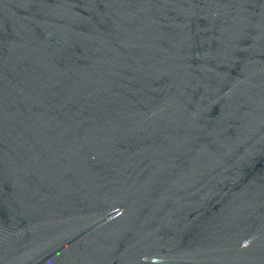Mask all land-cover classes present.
Segmentation results:
<instances>
[{
	"label": "water",
	"instance_id": "water-1",
	"mask_svg": "<svg viewBox=\"0 0 264 264\" xmlns=\"http://www.w3.org/2000/svg\"><path fill=\"white\" fill-rule=\"evenodd\" d=\"M0 264H264V0H0Z\"/></svg>",
	"mask_w": 264,
	"mask_h": 264
}]
</instances>
